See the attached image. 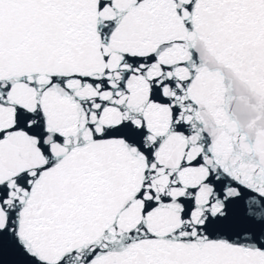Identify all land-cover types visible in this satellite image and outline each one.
Instances as JSON below:
<instances>
[{
  "label": "snow or ice",
  "instance_id": "1",
  "mask_svg": "<svg viewBox=\"0 0 264 264\" xmlns=\"http://www.w3.org/2000/svg\"><path fill=\"white\" fill-rule=\"evenodd\" d=\"M0 264H264V0H0Z\"/></svg>",
  "mask_w": 264,
  "mask_h": 264
}]
</instances>
